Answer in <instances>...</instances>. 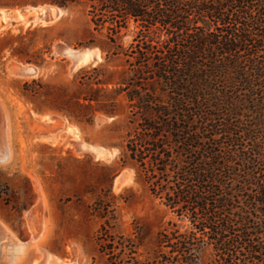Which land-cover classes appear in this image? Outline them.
<instances>
[{
    "label": "trees",
    "instance_id": "16d2710c",
    "mask_svg": "<svg viewBox=\"0 0 264 264\" xmlns=\"http://www.w3.org/2000/svg\"><path fill=\"white\" fill-rule=\"evenodd\" d=\"M43 2L83 5L103 35L89 44L121 61L80 69L74 101L59 90L53 108L91 121L124 107L125 160L187 221H169L146 259L138 235L106 221L96 236L106 264H202L206 247L212 264H264V0ZM23 90L47 96L38 80Z\"/></svg>",
    "mask_w": 264,
    "mask_h": 264
},
{
    "label": "rangeland",
    "instance_id": "374dc122",
    "mask_svg": "<svg viewBox=\"0 0 264 264\" xmlns=\"http://www.w3.org/2000/svg\"><path fill=\"white\" fill-rule=\"evenodd\" d=\"M29 4L49 3L0 0V9ZM62 12L49 24L26 26L18 20L0 19L1 121L4 118L0 125V184L3 191L8 188L0 198V264H106L96 240L106 221L114 233L138 235L140 258H152L159 234L169 221L178 222L181 229L187 221H177L151 194L136 166L125 160L126 138L132 127L124 107L116 116L98 112L91 121L77 120L53 108L59 90L74 101L80 69L101 63L112 69L121 64L120 60L107 64L99 49V63L71 70L70 59L59 52V46L97 47L89 41L92 35L98 39L103 35L93 30L83 5H71ZM131 38L130 34L123 42ZM18 65H32L37 74L20 75ZM33 80L45 87L47 96L42 100L24 94V83ZM81 143L114 154L107 158L99 152L95 157ZM42 220H47L48 230L37 241ZM201 261L212 264L210 247L203 250Z\"/></svg>",
    "mask_w": 264,
    "mask_h": 264
},
{
    "label": "water",
    "instance_id": "95a60500",
    "mask_svg": "<svg viewBox=\"0 0 264 264\" xmlns=\"http://www.w3.org/2000/svg\"><path fill=\"white\" fill-rule=\"evenodd\" d=\"M53 7H55V10H53ZM0 10H4L8 14L10 18L9 21H15L19 14L20 16H22V18L28 21L30 25H32L36 19H38L41 24H49L53 22L55 18L56 20L59 19L63 15V12L61 13V10H64V8L49 3L41 5L29 4L15 10ZM58 49L63 56L70 59L71 70H77L88 65H96L102 60L101 53L98 47L87 46L79 49H73L68 46H59ZM16 71L23 76H33L37 74V69L32 65H18L16 67ZM1 117L2 121L0 118V125H2L4 122L3 116ZM80 145L81 147L85 146L92 150L94 152L95 157H98L99 152L101 151L105 153L107 158L112 157L114 154V151L107 150L98 146L85 145L83 143H81Z\"/></svg>",
    "mask_w": 264,
    "mask_h": 264
},
{
    "label": "bare ground",
    "instance_id": "6f19581e",
    "mask_svg": "<svg viewBox=\"0 0 264 264\" xmlns=\"http://www.w3.org/2000/svg\"><path fill=\"white\" fill-rule=\"evenodd\" d=\"M53 10H55V7H53ZM18 13V12H17ZM4 18H6L7 20H10V18H9V16H8V14L4 11V10H0V19H4ZM15 20H18V21H20V22H23L24 23V25H29L30 23L28 22V21H26L24 18H22V16H20L19 14H18V17L15 19ZM54 20H56V18L54 19ZM38 23H40V21L38 20V19H36L34 22H33V24L34 25H36V24H38ZM42 24H45V23H42ZM2 106V105H1ZM3 109V108H2ZM4 112V111H3ZM5 125L7 126V128H8V123H6L5 122ZM6 130H8V129H6ZM71 131H73L72 129H70ZM9 132V131H8ZM7 135V134H6ZM4 147V149H7L6 147H8L7 145L5 146V145H3ZM101 153H103L104 155H105V153L103 152V151H101ZM106 156V155H105ZM7 156H5V158H6ZM41 204V203H40ZM41 206V205H40ZM47 221V220H46ZM46 221L45 220H42V227H41V233H40V235H39V237H38V239H37V241L38 240H42L44 237H45V232H46V230H48V229H46ZM2 259H3V254H1L0 253V263L2 262ZM35 264H38V263H35Z\"/></svg>",
    "mask_w": 264,
    "mask_h": 264
}]
</instances>
